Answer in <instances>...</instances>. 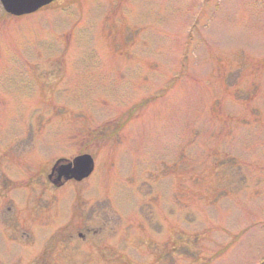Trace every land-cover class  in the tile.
<instances>
[{
    "label": "rangeland",
    "instance_id": "1",
    "mask_svg": "<svg viewBox=\"0 0 264 264\" xmlns=\"http://www.w3.org/2000/svg\"><path fill=\"white\" fill-rule=\"evenodd\" d=\"M1 221L16 264H264V0L0 2Z\"/></svg>",
    "mask_w": 264,
    "mask_h": 264
},
{
    "label": "flooded vegetation",
    "instance_id": "2",
    "mask_svg": "<svg viewBox=\"0 0 264 264\" xmlns=\"http://www.w3.org/2000/svg\"><path fill=\"white\" fill-rule=\"evenodd\" d=\"M68 161L69 160L66 159V158H59L52 165V168L50 170V173L47 174V180H48V183L50 184V190H49V192L52 193L57 188H61V187L65 186V185H67L68 183H73V182L79 183V182H82V181L85 180V179H83V180L78 181L76 179H66L65 178V176L60 171V167L63 164H66ZM2 216H4V215L2 214ZM4 217H6V216H4ZM5 219L6 218H4L3 220L5 221ZM1 224H2V226H0V232H1V234H3L4 236H7L8 237V238L5 237L6 238V242H7V247L5 249L6 252L1 257L9 256L8 260H9V263L10 264H16V263H22V262H26L27 263L28 261H30L27 258H25V255L23 253L24 251H22L23 249H16L15 247H11L10 246V243L8 242L9 239L11 241L12 240H15V239L14 238H11L9 236L10 234H9L8 226L7 225H4V223L2 221H1ZM98 231L99 230H97L95 227H93V228L88 227V228H86V232L85 233H83L82 231H79L78 232V236L81 239H83V240H87L88 237L90 238V236H91L92 233L95 234ZM119 235H120L121 239H119V242L117 243V248H114L113 250L103 249V251H105V252H103V251L98 252V256H99L98 259L93 258V259H91L89 261L90 262H97L98 264H106V261H107V258L106 257L108 255L109 256L108 261L112 262L113 264H126V263L127 264H134V263H130V262H125V261L129 260L130 258H128V254L126 252H123V249H121L122 248V244L124 246V243H122L121 240H125L126 239L125 235H127V234L120 233ZM21 242H18V243L20 244ZM89 245H91V244H89ZM21 246L24 248L23 245H21ZM86 246L84 248L87 251H92L93 252V250H94V254L97 253V252H95V251H98L97 249H91L90 248V250H89V248H87ZM10 247L12 249H14V250H11ZM9 250L11 252H9ZM127 251H129V252H135L134 249H132V248L127 249ZM135 253H137V252H135ZM5 262L6 261L0 262V264H4Z\"/></svg>",
    "mask_w": 264,
    "mask_h": 264
},
{
    "label": "water",
    "instance_id": "3",
    "mask_svg": "<svg viewBox=\"0 0 264 264\" xmlns=\"http://www.w3.org/2000/svg\"><path fill=\"white\" fill-rule=\"evenodd\" d=\"M4 10L15 16L31 14L54 0H0ZM94 159L90 154H81L60 167L66 179L83 180L94 170Z\"/></svg>",
    "mask_w": 264,
    "mask_h": 264
}]
</instances>
